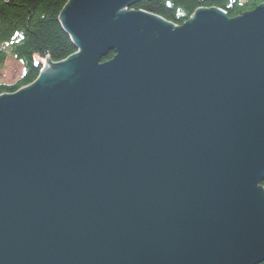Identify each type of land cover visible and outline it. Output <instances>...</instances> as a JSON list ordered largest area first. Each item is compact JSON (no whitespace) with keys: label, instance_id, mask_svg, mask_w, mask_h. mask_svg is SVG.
<instances>
[{"label":"water","instance_id":"obj_1","mask_svg":"<svg viewBox=\"0 0 264 264\" xmlns=\"http://www.w3.org/2000/svg\"><path fill=\"white\" fill-rule=\"evenodd\" d=\"M140 1L68 0L77 52L0 94V264L264 263V3Z\"/></svg>","mask_w":264,"mask_h":264},{"label":"trees","instance_id":"obj_2","mask_svg":"<svg viewBox=\"0 0 264 264\" xmlns=\"http://www.w3.org/2000/svg\"><path fill=\"white\" fill-rule=\"evenodd\" d=\"M68 0H0V66L7 55L24 67L12 84H0V94L13 93L31 84L39 75L41 65L49 59L59 62L75 53L76 48L63 30L59 15ZM264 0H142L130 9L157 15L174 25L185 23L198 8L217 7L229 18L255 9ZM113 57L109 53L103 62ZM264 187V179L261 183ZM264 264V263H262Z\"/></svg>","mask_w":264,"mask_h":264},{"label":"rangeland","instance_id":"obj_3","mask_svg":"<svg viewBox=\"0 0 264 264\" xmlns=\"http://www.w3.org/2000/svg\"><path fill=\"white\" fill-rule=\"evenodd\" d=\"M127 10L129 11V9ZM75 52H77V49ZM43 66L44 62H42L41 68H43ZM23 71L24 67L22 63L9 55L6 58L4 65L0 68V83L10 84L11 82L16 81L21 76Z\"/></svg>","mask_w":264,"mask_h":264},{"label":"bare ground","instance_id":"obj_4","mask_svg":"<svg viewBox=\"0 0 264 264\" xmlns=\"http://www.w3.org/2000/svg\"><path fill=\"white\" fill-rule=\"evenodd\" d=\"M219 9H220V8H219ZM221 10H222V9H221ZM223 11H224V10H223ZM7 57H8V55H7ZM7 57H6V58H7ZM16 60H17V59H16ZM42 62H45V60H44V61H38V60H37V62H35V63H37V64L39 63V65H41ZM3 65H4V64H3ZM3 65H1L0 68H1ZM14 82H15V81H14ZM12 83H13V82H11L10 84H12ZM0 84L9 85V83H0ZM13 93H14V92H13Z\"/></svg>","mask_w":264,"mask_h":264}]
</instances>
